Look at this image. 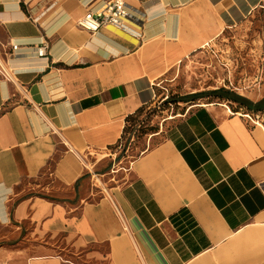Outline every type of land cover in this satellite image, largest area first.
I'll return each mask as SVG.
<instances>
[{"label":"crops","instance_id":"crops-1","mask_svg":"<svg viewBox=\"0 0 264 264\" xmlns=\"http://www.w3.org/2000/svg\"><path fill=\"white\" fill-rule=\"evenodd\" d=\"M261 1L125 0L138 40L78 27L101 1L0 0V60L22 46L0 75V264H264V121L245 107L192 104L127 169L104 170L181 61L242 37Z\"/></svg>","mask_w":264,"mask_h":264},{"label":"rangeland","instance_id":"rangeland-1","mask_svg":"<svg viewBox=\"0 0 264 264\" xmlns=\"http://www.w3.org/2000/svg\"><path fill=\"white\" fill-rule=\"evenodd\" d=\"M235 34L242 37H218L204 49V53L181 61L174 76L168 77L160 90L159 104L156 108L146 110L142 117L132 121L122 139L117 154L112 163L105 169L112 168L122 171L129 167L140 153L156 146L166 136L168 129L165 119H172L177 114L187 110L192 104L206 105L224 103L214 91L224 89L242 97L253 104L249 113L259 116L264 121V14L261 9L248 18L247 25L236 30ZM225 87V88H224ZM233 112L239 104L228 101ZM179 104V105H178ZM186 104V105H185ZM261 109V110H259ZM164 129V130H163ZM155 132L160 136L151 138ZM101 156H104L102 154ZM99 156L98 158H101ZM94 183L101 186L103 180L94 177ZM47 186L65 193L51 176ZM26 191H36L32 194L42 195L32 183L22 185ZM36 189V190H35ZM47 193V192H45ZM64 195V194H63ZM50 199H59V194H44ZM12 234L0 226V248L11 246ZM26 228L20 234L18 242L26 240ZM14 241V240H13Z\"/></svg>","mask_w":264,"mask_h":264},{"label":"built area","instance_id":"built-area-1","mask_svg":"<svg viewBox=\"0 0 264 264\" xmlns=\"http://www.w3.org/2000/svg\"><path fill=\"white\" fill-rule=\"evenodd\" d=\"M97 1H101V7L96 12L89 9L86 11L83 18L77 23L80 29L94 35L101 28L110 26L134 39H141V34L130 26V23L135 22L136 18L131 14L130 7L125 0H89V2L85 4V7ZM259 9H261L264 14V0L261 1ZM9 45L10 53L6 54L4 60H0V75L4 80H9L14 76L15 71L10 62L18 55V51L22 48L21 45L11 42H9ZM35 54L39 59L47 58L48 54L45 42H41V44L36 47ZM228 90L231 91V89ZM243 117L255 125L263 121L260 120L259 116L249 112L244 113Z\"/></svg>","mask_w":264,"mask_h":264},{"label":"trees","instance_id":"trees-1","mask_svg":"<svg viewBox=\"0 0 264 264\" xmlns=\"http://www.w3.org/2000/svg\"><path fill=\"white\" fill-rule=\"evenodd\" d=\"M213 94H216V96L222 99H226L227 101H232L243 107H247L248 110H252V108L254 107L253 104L247 101L246 99L238 97L228 90L219 89L218 91H214Z\"/></svg>","mask_w":264,"mask_h":264}]
</instances>
